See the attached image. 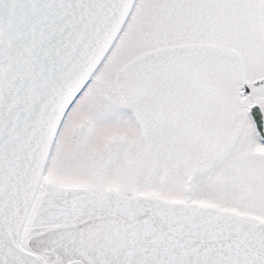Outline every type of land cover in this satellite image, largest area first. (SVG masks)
<instances>
[{"label":"snow or ice","instance_id":"6c2138e0","mask_svg":"<svg viewBox=\"0 0 264 264\" xmlns=\"http://www.w3.org/2000/svg\"><path fill=\"white\" fill-rule=\"evenodd\" d=\"M0 264H264V0H0Z\"/></svg>","mask_w":264,"mask_h":264}]
</instances>
